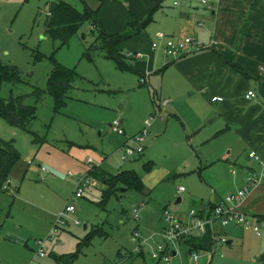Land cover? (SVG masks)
Here are the masks:
<instances>
[{"label":"rangeland","instance_id":"1","mask_svg":"<svg viewBox=\"0 0 264 264\" xmlns=\"http://www.w3.org/2000/svg\"><path fill=\"white\" fill-rule=\"evenodd\" d=\"M49 1L0 0V62L15 65L21 77L16 85L3 83L0 95L21 94L24 104L36 105L37 115L30 128L43 139L36 143L30 132L0 117V138L13 140L20 152L15 168L22 174L18 179L11 176L7 191L0 193V236H4L5 229H12L6 231L11 241L0 245V264H59L54 257L72 254L73 264H164L151 253L162 241L153 234L168 226L165 211L184 218L199 200L208 199L211 189L224 193L233 177L232 170L238 172V164L247 162L254 166L257 162L247 159L249 149L242 145L233 128L223 131L224 119L216 108L197 93L189 94L192 90L185 89L173 67L158 71L149 80L134 71L119 69L104 49L88 50L97 38L96 33L90 32L88 22L66 44L53 41L44 27ZM62 1L80 11L92 2ZM127 1L112 2L127 9ZM172 2L162 0L164 9L174 7ZM157 23L152 21L146 26L149 37H153ZM51 56L75 72L65 104L57 113L47 92L38 101L31 93L34 87L45 89L53 66ZM125 62L134 63L128 59ZM163 102L173 108H164ZM115 118L121 121L124 135L108 125ZM145 119H150L151 124L141 142L143 151L122 159L123 141L140 132ZM87 157L111 173L134 170L147 191H122L120 187L101 203L103 186L97 183L83 189L82 196L74 202L73 213L64 212L76 190L74 176L66 174H82L88 166L84 164ZM32 158L53 172L54 177L38 172V167L30 164ZM147 160H151L149 171L143 166ZM179 186L183 191H178ZM57 205H61L59 210L50 212ZM134 208L138 209L136 214ZM61 213L65 221L57 224ZM13 219L20 225L18 234L13 233ZM262 227L261 222L260 235L240 227L219 228L228 232L232 242H219L212 250H197V261L190 260L183 243L174 244L178 253L171 262L264 264ZM135 231L139 233L137 238ZM49 234L53 238L47 243L45 256L35 257L34 241ZM87 236L89 239L84 242ZM79 241L82 246L77 250ZM139 244L142 254L135 251Z\"/></svg>","mask_w":264,"mask_h":264},{"label":"crops","instance_id":"2","mask_svg":"<svg viewBox=\"0 0 264 264\" xmlns=\"http://www.w3.org/2000/svg\"><path fill=\"white\" fill-rule=\"evenodd\" d=\"M112 1L97 4L92 0L91 7L89 6L92 9L98 8L100 22L107 33L113 34L124 31L134 19L144 21L149 17L151 10L150 22H158L156 24L158 28L153 32V37H149L145 30L149 22L141 32L116 46L117 50L125 56V60L134 61L133 65L128 63L129 69L123 70L134 71L140 77L149 80L151 75L158 71L173 67L184 81L185 89L192 90L189 94L197 93L198 96L210 102L212 108H216L218 115L224 119L223 131L230 128L235 130L242 145L249 149L247 159L250 157L249 152L251 150L256 151L264 158V0H212L210 9L206 8L200 0H173L174 7L170 9H164L162 0L159 2L158 0H128L127 9ZM155 12L158 15L157 20L154 18ZM160 33L174 40L191 36L199 42V47L178 58L166 59L164 56L167 55L163 53L161 48L162 43L155 49L151 46V43ZM137 54L141 55L138 56ZM248 90H253L256 95L252 98H246L245 94ZM170 105L169 102L162 103L164 108H173ZM121 127L123 128L122 123ZM124 134L125 130L122 135ZM128 138L123 141L124 144ZM132 142L130 141L128 144L131 145ZM86 159L84 160L85 165ZM35 161L32 158L30 164L36 165L38 172L54 177L53 172L45 166L46 169L42 171L40 169L42 165ZM147 162L151 164V160H147L143 166ZM238 165V172L232 170L233 177L227 187L224 188V193L221 194L217 190L211 189L210 196L206 201L199 200L196 206L199 213L206 214L208 210L205 207L210 203H216L226 194L236 191L242 185L249 171L260 172L264 170V166L258 162L254 166L247 162ZM36 166L31 167L37 169ZM95 166L101 172L115 174L104 170L98 164ZM15 167L16 165L12 168L11 176L14 175L15 179L21 178V170H17ZM78 174L70 176L66 174L67 177L74 176L72 180L74 186ZM11 176L10 182L12 181ZM92 178L94 184L90 186L94 187L100 183L104 188L101 182L94 177ZM141 180L144 184V193L147 191V186L142 178ZM123 188L127 189L126 187ZM15 190L17 192L18 188ZM13 199L14 196L11 197V201ZM60 207L61 205H57L50 212H56ZM241 208L255 217L260 214L264 215V184H259L251 189L243 199ZM187 216L188 214L184 218H178L185 219ZM12 221L11 225L15 230L13 233L18 234L16 229H20V225L14 219ZM259 222L263 223L262 229L264 231V219H259ZM227 226L238 228V226L231 224ZM219 228L223 227L215 226L212 232L215 235H224L227 238L226 243L232 242L227 236L228 232L219 231ZM8 230L5 229L4 236H0V245L6 241H11L8 237L11 235L6 232ZM9 231L12 232V229ZM197 236L202 245L201 249L208 248L210 233ZM50 241L47 240L46 247ZM35 249H32L34 256L42 258L36 255ZM177 253L178 250L175 247L173 255ZM57 258L54 257L59 264H73V261L60 262Z\"/></svg>","mask_w":264,"mask_h":264},{"label":"trees","instance_id":"3","mask_svg":"<svg viewBox=\"0 0 264 264\" xmlns=\"http://www.w3.org/2000/svg\"><path fill=\"white\" fill-rule=\"evenodd\" d=\"M56 1L57 4L53 13L51 15L46 14L44 22L45 33L48 34L53 41H58L60 45L66 44L70 37L82 29L85 23L88 22L90 24V32L96 33L97 37L88 50H94L97 47L104 49L106 51V56L114 60L119 69L123 70L130 68L125 62V56L117 50L116 46L127 38L141 32L145 25L151 21L152 10L150 11L149 17L144 21L134 19L128 24L124 31L110 34L105 31L98 18V8L92 9L89 6H85V8L80 11L65 1ZM103 1L104 0H100L101 3ZM50 58L53 62V66L47 76L45 89L34 87L31 93L34 95L35 101H38L42 93L47 92L53 98V109L54 112L57 113L65 104V94L70 87L75 72L73 69L67 68L55 61L53 56ZM20 81V71L15 65L3 64L0 62V89L5 82L16 85ZM22 98L23 95L21 94L14 95L10 93L8 97H2L0 95V117L6 120L10 125L27 130L32 134L33 141L41 143L43 140L42 137L38 136L30 128L31 122L37 115L36 105L24 104ZM19 158L20 152L14 145L13 140H4L0 138V192L7 191L3 189V185L7 180H10L12 168ZM150 167V162L144 164V168L147 171ZM87 172L104 185L101 194V203H104L109 197L115 195L120 187H126L127 189H134L141 192L144 191V184L140 176L134 170H122L115 174H109L99 171L93 164L87 169ZM257 217L259 219H264L263 214L257 215ZM88 236L84 242L88 241ZM182 243L187 247L189 253L202 248L200 239L197 235L182 240ZM81 246L82 243L79 241L77 250H80ZM74 258V254L62 255L59 256L57 260L60 262H72Z\"/></svg>","mask_w":264,"mask_h":264},{"label":"built area","instance_id":"4","mask_svg":"<svg viewBox=\"0 0 264 264\" xmlns=\"http://www.w3.org/2000/svg\"><path fill=\"white\" fill-rule=\"evenodd\" d=\"M201 3L208 9L211 8L212 0H200ZM162 43V51L165 55L170 58H178L181 55L197 49L199 47V42L196 41L191 36H185L181 39L174 40L171 37H167L164 34L160 33L157 35V38L151 43L153 49L160 46ZM140 56L141 54H137ZM256 94L253 90H248L245 94L246 98H252ZM151 124L150 119H145L144 126L140 132L134 136L127 139V142L123 147V159H128L129 156L133 154H139L143 151V146L141 142L145 139V136L148 132V127ZM110 128L117 132L118 134H123L124 130L121 127V122L118 118L111 120L109 123ZM133 141L137 145L135 147L128 144V142ZM250 157L254 158L259 164L264 166V158L261 157L256 151L251 150L249 152ZM86 164L88 168L93 165V160L91 157L86 159ZM40 169L44 171L46 168L40 166ZM67 175H72L70 172ZM264 181V170L260 172L249 171L242 185L234 192L226 194L222 199L216 203H210L206 208L208 212L205 214H200L199 210L192 208L188 216L185 219H180L175 216H171L165 211V221L168 226L162 228L159 232L154 233L153 235L159 236L162 241L156 244V248L151 253L152 257L162 259L164 264H172L171 259L173 256L174 244L182 243V240L190 237L201 235L204 233H210V241L208 249L212 250V247L215 244L224 243L227 241V238L224 235L214 234L212 229L215 226L225 227L227 225H235L241 227L244 230H252L255 234L260 235V222L259 219L251 214H248L241 208V203L246 195L253 189L255 186L261 184ZM10 180L3 185V189H8V184ZM76 190L70 200V202L64 207V212L73 213L75 211L74 200L82 196V191L85 187L94 184V180L91 175L86 171L85 173L80 174L76 178L75 182ZM184 188L182 186L178 187L179 191H182ZM137 208H134L133 213H137ZM64 213H61L56 220V223L63 224L65 221ZM78 223V221H75ZM56 226V224H55ZM153 235L151 237H153ZM52 234L47 235L45 238H38L34 241L35 243V253L37 256L43 257L46 254V242L47 240H52ZM139 236L138 231L134 232V237ZM216 247V246H215ZM139 254L142 253L141 244L135 248ZM190 260L197 261L198 254L197 251H192L190 253Z\"/></svg>","mask_w":264,"mask_h":264},{"label":"water","instance_id":"5","mask_svg":"<svg viewBox=\"0 0 264 264\" xmlns=\"http://www.w3.org/2000/svg\"><path fill=\"white\" fill-rule=\"evenodd\" d=\"M56 4H57L56 0H50L48 2V4H47V14L51 15L53 13V10H54ZM121 190L123 191V190H125V188L121 187ZM179 200H180V198L178 197L177 201H179Z\"/></svg>","mask_w":264,"mask_h":264}]
</instances>
